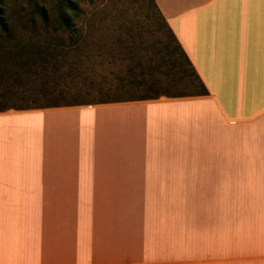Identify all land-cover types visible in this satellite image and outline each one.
I'll use <instances>...</instances> for the list:
<instances>
[{
    "label": "crops",
    "instance_id": "0c3cea01",
    "mask_svg": "<svg viewBox=\"0 0 264 264\" xmlns=\"http://www.w3.org/2000/svg\"><path fill=\"white\" fill-rule=\"evenodd\" d=\"M207 93L0 111V264H264V0H155Z\"/></svg>",
    "mask_w": 264,
    "mask_h": 264
},
{
    "label": "rangeland",
    "instance_id": "374dc122",
    "mask_svg": "<svg viewBox=\"0 0 264 264\" xmlns=\"http://www.w3.org/2000/svg\"><path fill=\"white\" fill-rule=\"evenodd\" d=\"M72 1L78 10L67 30L61 21L65 0H0V18L6 25V31L0 26V52L2 48H54L47 58L63 63L45 75L6 74L0 79V100L33 106L45 98L62 104L173 94L183 82L177 80L189 78L154 0ZM0 58L11 70L19 63L12 55L8 59L0 53ZM77 59L79 63L71 64ZM42 82L64 91L42 98L38 91ZM33 98L39 101L34 103Z\"/></svg>",
    "mask_w": 264,
    "mask_h": 264
},
{
    "label": "trees",
    "instance_id": "16d2710c",
    "mask_svg": "<svg viewBox=\"0 0 264 264\" xmlns=\"http://www.w3.org/2000/svg\"><path fill=\"white\" fill-rule=\"evenodd\" d=\"M77 10H78L77 6L72 0H65L64 5H63V10L61 11V21L67 30L71 29L72 17L73 15H75ZM158 13L161 16L159 11ZM161 18L163 19L162 16ZM165 25L167 27V30L172 35L174 41L177 42L166 23ZM0 26L3 31H6V25L3 21H1V18H0ZM177 46L180 51V55L182 56L185 65L187 66V70H189L188 72L189 78L185 80H182V79L177 80L178 81L177 84H179L182 81L183 82L182 84L180 83V86L175 88L176 92L173 94L158 93L157 95H154V96H142V97H135V98L145 99V98H156L160 95L188 96V95H201V94L207 93V90L204 84L202 83V81L200 80L196 72L194 71L190 61L188 60L187 56L184 54L183 50L180 48L178 43H177ZM2 49L3 50L0 53H3V55L4 54L7 55L8 59L11 55L12 57L13 56L18 57L19 63L14 65L16 67L14 68L12 67L13 70H11L10 67L6 66L7 64H2V60L0 58V79L5 77L6 74L11 73V72H13V74L15 75H17L20 72H24L27 75L42 72V74L45 75L47 70L50 69L52 72H54L60 66L63 65L62 62L56 59L53 60V59L47 58V55L49 54V50L54 49V48H2ZM60 49H65V50L70 51V50H76L77 48H60ZM79 61L80 60L77 59L75 62L72 61L71 64L74 65L75 63H79ZM186 88L188 89V91H186ZM38 91L44 95V97L42 98H45L46 93L50 94V93H53V91L60 93V92H63L64 90L62 88H58V85L56 84H52L50 86V84L48 85V82H42L40 84V89ZM33 92L34 91H31V93ZM126 99H130V98L100 99V100H94V101H78V102H67V103H62V104H52L49 102L47 98H45L44 103H39L33 106L28 105V104H24L23 106L14 105L12 103L6 104V102H4L3 100H0V111L10 109V108L23 109V108H34V107H49V106L74 105V104H86V103H97V102H112V101H121V100H126ZM31 101L36 103L39 100L37 98H33Z\"/></svg>",
    "mask_w": 264,
    "mask_h": 264
}]
</instances>
